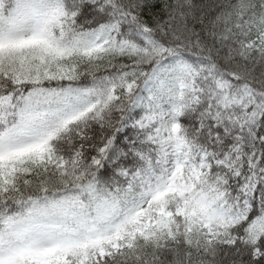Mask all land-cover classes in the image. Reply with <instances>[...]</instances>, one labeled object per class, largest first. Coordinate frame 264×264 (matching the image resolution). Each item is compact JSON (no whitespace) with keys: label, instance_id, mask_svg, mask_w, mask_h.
Here are the masks:
<instances>
[{"label":"snow or ice","instance_id":"obj_1","mask_svg":"<svg viewBox=\"0 0 264 264\" xmlns=\"http://www.w3.org/2000/svg\"><path fill=\"white\" fill-rule=\"evenodd\" d=\"M0 264H264V0H0Z\"/></svg>","mask_w":264,"mask_h":264}]
</instances>
